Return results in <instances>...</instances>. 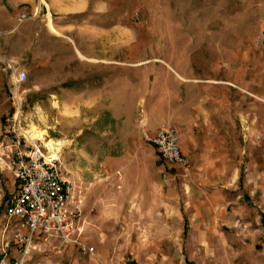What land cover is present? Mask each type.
<instances>
[{"label":"rangeland","instance_id":"374dc122","mask_svg":"<svg viewBox=\"0 0 264 264\" xmlns=\"http://www.w3.org/2000/svg\"><path fill=\"white\" fill-rule=\"evenodd\" d=\"M100 1L92 0L93 8ZM102 1L109 11V22L103 23L108 25V33L100 34L99 30L80 32L83 43L79 47L75 42V46L83 54L97 58L107 52L109 62L147 55L162 56L172 45L171 39L174 48L186 41L181 31L189 34L191 39L188 41L191 40L192 46L204 43L206 50L209 46L217 47L222 40L221 79L228 82L230 78L235 87L221 84V111H226L230 102H236L238 106L235 144L232 139L228 141L236 162V183L221 180L219 187H203L202 182L208 176L197 173H189L188 179L182 182L174 176L170 178L174 171L163 163L162 176L173 182L180 199L190 198L182 204L187 232L183 234L181 223L180 232L162 245L158 242L132 252H124L122 245L113 247L108 264H264V121L261 123L260 117L264 110V101H261L264 100V0ZM38 2L43 6L42 0ZM11 24L0 23V57L9 55V44L4 43L5 37L9 36L4 32ZM93 24L97 26V23ZM24 25L21 34L13 35V52L18 56L15 65L27 73V80L17 86V93L12 89L9 74L1 71L5 60L0 58V105H3L4 115L13 112L14 96L21 103L29 130L33 132L35 128L37 132H43L40 139L45 145L52 141V151L58 152L65 178L90 185L95 180L94 174H98L95 165L100 161V151L114 152V160H117L115 154L122 158L123 150L133 148L136 141L127 140L128 132L122 129L125 125L121 127L110 122V113H104L102 117V109L81 108L78 118H68L70 112L77 110L68 108L85 95L79 91L83 89L85 79L91 73L95 74L98 67L74 54L71 38H47L41 28L28 23ZM71 29L75 31L74 26ZM26 35L28 51L22 52L20 39H26ZM24 48L27 49L26 45ZM234 49L245 53L246 61H239L235 68H230L228 55ZM244 87L252 88V91L245 92ZM245 101L251 105V116L244 111ZM100 118L95 125V119ZM106 126L112 129L102 133ZM88 176L90 179L86 180ZM214 179V182L219 181L216 174ZM189 184L190 188L185 191L178 188ZM12 189L2 187L0 230L3 209L11 198L9 192H13ZM34 243L35 250L29 254L26 264H69L70 260L88 257L76 245L59 241L48 245ZM70 246L78 249L74 252L77 258L71 257ZM88 255L95 257L94 251ZM96 262L101 264L98 259Z\"/></svg>","mask_w":264,"mask_h":264},{"label":"crops","instance_id":"0c3cea01","mask_svg":"<svg viewBox=\"0 0 264 264\" xmlns=\"http://www.w3.org/2000/svg\"><path fill=\"white\" fill-rule=\"evenodd\" d=\"M28 1L0 0V23H12L4 32L9 36L4 40L9 44V55L0 58L16 63L14 60L18 56L13 52V35L21 34L25 23L41 28L47 38H71L74 54L85 62H94L98 70L85 79L83 89L79 90L85 95L68 108L77 109L75 113L70 112L68 118H78L81 108L102 109V117L104 113H110V122L121 127L125 125L122 129L128 132L127 140L136 141L133 148L123 150L122 158L116 153L117 160H114V152H99L101 162L95 165L98 174H94L95 180L90 183L78 238L81 244L94 251L95 257L82 253L89 258L78 259L74 253L78 249L70 246L71 257L77 259L70 260L69 264H98L96 259L101 264H108L110 250L121 245L124 252L139 251L158 242L162 245L180 232L181 223L185 234L187 221L182 204L190 198L180 199L173 182L162 176L163 162L150 141L159 125H169L179 133V150L190 163L191 175L208 176L202 182L203 187H219L221 180L236 183V162L228 141L232 139L235 144L238 106L236 102H230L226 111H221V84L235 87L230 78L228 82L221 79L222 40L217 47L209 46L206 50L204 43L192 46L191 40L188 41L191 39L189 34L181 31L186 41L174 48L171 39L172 45L162 56L147 55L109 62L107 52L93 58L75 46V42L79 47L83 43L80 32L99 30L100 34L108 33V25H103L109 22L106 3L101 0L93 8L92 0H48V3L42 0L43 6L38 0L33 4ZM21 15L26 18L18 22ZM93 23L97 26L99 23V27ZM48 24L53 32L48 29ZM27 38L26 35V39H20L22 52L28 51ZM25 45L27 49H23ZM234 50L228 55L230 68L239 61H246L245 53ZM243 90L252 91V88L244 87ZM243 107L251 116V105L245 101ZM4 112L0 105V137ZM260 117L262 123L264 110ZM101 118L95 119L94 124L97 125ZM111 129L106 126L102 133ZM164 166L174 171L170 178H176V169ZM214 173L217 182H214ZM89 177L85 179L89 180ZM3 186L12 187L13 192L9 194H14L15 184L2 175V198ZM189 186L178 188L185 191ZM261 219L263 221V217ZM145 236L150 239L145 240Z\"/></svg>","mask_w":264,"mask_h":264},{"label":"built area","instance_id":"2783aa9c","mask_svg":"<svg viewBox=\"0 0 264 264\" xmlns=\"http://www.w3.org/2000/svg\"><path fill=\"white\" fill-rule=\"evenodd\" d=\"M25 18L19 16L18 22ZM3 63L1 71L9 74L17 93L27 73L11 61ZM12 106L13 112L4 117L0 137V177H8L15 184L2 214L0 264H25L35 250L34 242L48 245L59 241L78 246L82 253H92L78 240L90 185L65 178L58 152L49 150L42 139L32 137L21 103L14 96ZM150 142L160 160L176 169L175 177L186 181L190 163L180 153L177 130L161 124Z\"/></svg>","mask_w":264,"mask_h":264},{"label":"bare ground","instance_id":"6f19581e","mask_svg":"<svg viewBox=\"0 0 264 264\" xmlns=\"http://www.w3.org/2000/svg\"><path fill=\"white\" fill-rule=\"evenodd\" d=\"M48 29L51 31V32H53V30H52V28H51V26H50V24H48ZM33 132V134H32V137H34V138H41L42 137V135H43V132H37L36 131V129L35 128H33V130H32ZM46 146L48 147V149L49 150H53L54 149V147H53V143H52V141H48L47 143H46ZM54 152V151H53Z\"/></svg>","mask_w":264,"mask_h":264}]
</instances>
